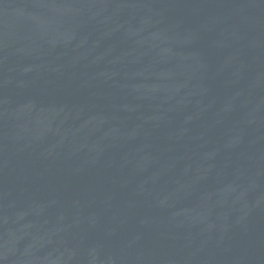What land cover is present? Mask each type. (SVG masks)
Returning a JSON list of instances; mask_svg holds the SVG:
<instances>
[{"label": "water", "instance_id": "water-1", "mask_svg": "<svg viewBox=\"0 0 264 264\" xmlns=\"http://www.w3.org/2000/svg\"><path fill=\"white\" fill-rule=\"evenodd\" d=\"M0 264H264V0H0Z\"/></svg>", "mask_w": 264, "mask_h": 264}]
</instances>
